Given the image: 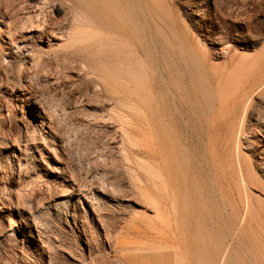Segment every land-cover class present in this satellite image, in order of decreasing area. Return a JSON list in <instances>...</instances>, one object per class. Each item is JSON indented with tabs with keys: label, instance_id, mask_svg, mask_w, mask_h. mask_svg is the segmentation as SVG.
Masks as SVG:
<instances>
[{
	"label": "rangeland",
	"instance_id": "1",
	"mask_svg": "<svg viewBox=\"0 0 264 264\" xmlns=\"http://www.w3.org/2000/svg\"><path fill=\"white\" fill-rule=\"evenodd\" d=\"M38 1L44 4L0 0V16L5 8L22 12V4ZM99 2L106 19L116 25L126 27L134 15L142 68L151 54L161 63L166 54L167 60L174 58V48L184 42L205 57L214 79L231 71L237 81L250 76L251 57L264 53V0H119L127 6L123 21L105 0ZM55 3H46L47 11L65 18L68 7ZM13 12L6 16L11 22ZM4 19L0 17V264H180L178 246L170 242L181 230L172 228V234L158 220L148 170L152 164L140 151L150 139V104L142 103L136 117H124L112 105L114 91H100L96 75L82 70L83 63L59 58L69 49L68 36L55 33L42 39L30 31L10 42ZM16 22L21 24V14ZM93 40L86 35L77 46ZM259 88L248 98L239 154L252 163L251 168L247 163L250 174L261 185L232 187L231 196L224 197L209 174L195 173L194 167L175 169L188 181L192 201L183 228L191 253L195 249L194 256L200 257L198 264L218 251H226L232 264H264V173L259 170L264 124L252 116L254 110L264 114V84Z\"/></svg>",
	"mask_w": 264,
	"mask_h": 264
},
{
	"label": "bare ground",
	"instance_id": "2",
	"mask_svg": "<svg viewBox=\"0 0 264 264\" xmlns=\"http://www.w3.org/2000/svg\"><path fill=\"white\" fill-rule=\"evenodd\" d=\"M43 1L44 4L40 1L22 4V12L13 7L1 11L0 17L5 18L10 42H15L19 34L30 31L37 33L42 39L55 33L64 34L68 36L65 48L69 49L60 52L59 58L83 63L82 70L96 75V87L100 91L108 89L114 91L116 96L112 97L111 104L122 110L124 117H136V110L142 103L150 104L148 105L150 139L147 149L140 151L147 153L152 164L148 170L153 183L158 220L167 223L171 230L175 227L181 230L180 235L176 233L171 239L172 243L170 242L171 245L178 246L180 264H198L201 261H198L200 257L198 256V259L194 256L195 249L193 254L191 253L189 239L184 233L188 219L187 211L192 201L188 199L190 194L186 184L188 181L182 180L184 177H180L175 169L194 167L195 173L209 174L217 189L225 194L224 197L227 194L231 196L229 191L232 187L241 190V186L249 188L260 184L255 175H251L248 162L245 156L239 154V149L240 145H243L242 140L240 143V137L242 138V134L246 132L243 129L242 118L249 109L248 98L255 89L264 84V53L249 58L253 65L250 76L237 81L233 79L231 71L221 78L217 75V79H214V75L210 76L207 71L205 57L198 56L199 54L193 48L187 47L184 42H181L184 46L174 48V58L167 60L166 54L167 57L164 58L166 61L161 63L158 57L151 54L147 66L145 64L142 68L139 64L137 25L133 14L130 20H127L128 25L122 27L109 18L106 19L100 7V0L96 1L95 5L87 0ZM52 2H56L58 8L68 7L69 11L65 18L58 19L47 11L46 3ZM105 6L114 12L118 19L124 20L123 14L127 9L125 4L119 3V0H105ZM12 10L14 20L11 22L6 16ZM20 14L22 22L17 24ZM86 35L92 36L94 40L86 46H77V42ZM173 46L175 47L174 44ZM209 72L212 73L211 70ZM262 114L258 110L252 112L257 123L264 124ZM247 145H251L248 139ZM250 165L252 163L249 164V168L252 167ZM259 168L264 173V157ZM249 200L251 203L254 198L251 196ZM203 242L205 243L204 240ZM212 254L207 255V262V258H204L206 264H232L233 260L226 251Z\"/></svg>",
	"mask_w": 264,
	"mask_h": 264
}]
</instances>
